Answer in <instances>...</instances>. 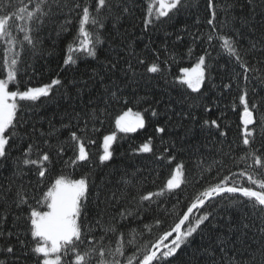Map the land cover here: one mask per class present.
I'll return each mask as SVG.
<instances>
[{
  "label": "snow or ice",
  "instance_id": "1",
  "mask_svg": "<svg viewBox=\"0 0 264 264\" xmlns=\"http://www.w3.org/2000/svg\"><path fill=\"white\" fill-rule=\"evenodd\" d=\"M246 2L250 16H232L229 20L228 13L234 5L230 0H225L221 8L226 18L218 26L217 6L214 0H206L210 12L206 19L209 31L201 36L198 30L194 36V39H203L213 50H218V55L226 56V62L234 63L242 69V73L236 74L237 77L242 75L244 81L238 96L242 106L238 113L241 143L235 147L239 148V155L235 154L232 143H228L225 150L224 142L218 139L227 137V132L218 119L200 120L191 110L175 112L181 122L188 120L193 125L199 122L201 130L206 131L210 138L209 143L220 145L217 149L219 160L214 158L207 169L202 167L205 163L203 160L198 165L201 173L211 172L213 165H216V175L202 190L189 198L183 208L170 214L173 219L167 227V221L158 218L152 228L145 226L151 238H145L144 230H131L126 240L120 230L123 227L120 221L130 216L142 219V209L151 207L154 203L159 206L156 198L164 196L165 192L175 195L177 189H181L182 185L186 186L187 173L184 164H175L170 178L158 191L139 194L138 198L132 196L129 203L134 201V208H124L116 215L109 216L107 220L105 216L108 209L113 207V202L119 203L122 198H127V194L105 193L99 185H95L93 201L94 182L89 180L88 175L78 179L59 176L41 193L40 198L36 199L37 207H33L29 203L25 185L17 183L27 175L25 169L31 170L30 166L35 167L36 186L40 187L49 165L54 163L53 151L56 157L61 159L71 151L72 156L66 163L70 162L72 165L90 162L87 145L95 141L87 138L89 123L93 125L94 131L98 130L95 129V124L103 123L104 111H101L98 104L86 115L74 111L68 124H62L63 128L69 129L68 138L56 145L51 144L52 138L59 131L54 125L50 124L47 132L33 126L31 132L24 133L30 142L23 149L21 158L16 160L12 176L0 184V264H29V261H32V264H125V259L126 264H171V258L183 247L191 245L196 235L203 236L205 229L208 230L209 244L203 249V255L207 257L208 264H264V96L259 95L256 87L252 85L253 78L249 75L260 70L255 65L250 66L245 59L252 56L257 64H264V56L258 58L256 55L264 53V34L256 38L257 29L251 23L258 7L264 16V0ZM138 6H141L144 12L142 25L146 34L150 26H154L161 18L171 19L173 15L191 8L192 5L189 0H0V44L3 45L0 51V165L8 159L10 141L17 138V125L23 127L18 119V112L23 105L34 104L41 98L50 97L55 86L68 87L60 78L52 79L50 83L38 87H22L19 81L20 52L17 47L23 49L26 42L35 50L37 44L42 43L39 32L45 22L62 17V20L56 23L57 36L71 33L74 20L76 21V31L66 45L63 65H75L88 58L99 61L98 46L105 43L102 33L107 24L111 23L117 35L122 36L120 22L132 16ZM195 23H201L199 18ZM229 24L231 27L225 32L224 29ZM237 24L240 27H237ZM245 27L248 34L242 30ZM260 27L264 29V19L261 20ZM177 39L181 37L177 35ZM147 47L148 45H145V48ZM129 51L130 55L135 57L136 54L131 49ZM191 51L189 49V54ZM211 55L210 51L205 50V54L198 57L193 67L183 68L179 84L186 86L193 93H201L209 67L206 57ZM122 60L127 64V69L120 67ZM158 60L157 54L156 61ZM136 61L144 66V74H158L163 71L156 61L148 63L140 57H136ZM100 63L102 67L99 70L94 69L88 80L69 82L77 88L78 96L83 94L89 81H94L97 77L103 81L105 74L122 71L130 79H134L138 74L143 75L130 60H124L119 53H116L115 59ZM255 79L259 85L264 86V71ZM112 84L116 90L105 87L104 95L110 99L118 98L119 87L115 81H112ZM224 88L230 89L231 84H225ZM187 99L188 97H185V100ZM92 103L89 99L85 107ZM204 111L211 112V107L205 105ZM144 112H150L152 117L160 115L158 109L151 105L145 108ZM171 119L168 117L169 121ZM72 121L77 122L76 130H71ZM144 127L145 116L140 111L133 112L129 108L115 117V128L120 133H133ZM167 130V123L155 127V132L159 134H166ZM116 140L115 131L103 136V153L98 156L101 165L113 159L112 145ZM175 147V142H172L170 148ZM137 151L152 153V137L142 143ZM165 153L168 154V163L172 164L176 156L169 148H165ZM157 159L163 161L165 156L160 155ZM233 167L239 170L232 171ZM199 179L203 180L205 176L202 174ZM31 183L29 181V184ZM124 183L128 185L132 181L125 180ZM223 201H227L226 206L235 208L239 213V221L236 223L228 217L226 231H220L219 224V219H223L219 211L220 202ZM90 202H94L97 208L100 204L105 205L104 209L97 212L95 219H89ZM13 205L16 209L25 206L28 209L23 226L20 224L21 215L12 210ZM153 229L156 230L155 233ZM109 235L116 236L114 246L110 240L105 243ZM129 246L134 249L131 256L126 254V247Z\"/></svg>",
  "mask_w": 264,
  "mask_h": 264
},
{
  "label": "trees",
  "instance_id": "2",
  "mask_svg": "<svg viewBox=\"0 0 264 264\" xmlns=\"http://www.w3.org/2000/svg\"><path fill=\"white\" fill-rule=\"evenodd\" d=\"M189 2L192 5L191 8L182 10L181 13L173 15L171 19L161 18L154 26H150L146 34L143 31L144 12L141 6L137 7L132 16L126 17L120 22L119 29L120 33L123 34L122 36L117 35L111 23H108L106 30L102 33L105 43L98 46L99 61L88 58L75 65H63L66 45L72 40L76 31V21L74 20L71 33L57 36L56 23H59L62 17H55L53 20L45 22L39 32V39L42 43H38L35 50L26 42L23 49L17 47V51L20 52L19 81L22 87L42 86L56 78H60L68 87L55 86L50 97L41 98L34 104H24L18 112V119L22 122L23 127L17 125V138L10 141L8 159L0 165V184L5 183L7 178L12 176L16 160L21 158L23 149L30 142L24 136L25 132H31L33 126L47 132L50 124H52L59 130L51 141L52 145H56L68 138L69 129L63 128L62 124H68L70 115L74 111L86 115L90 113L92 107L98 104L101 111H104L103 123H96L95 129L98 130L95 131L93 125L89 123L87 138L95 141V143L87 145L90 162H79L72 165L70 162L66 163L72 156L71 151H68L62 159L57 158L53 151L54 163L49 165L42 186H36V169L31 166V170L25 169L27 175L17 183L25 185L29 203L33 207H37L36 199H39L41 193L46 191L47 187L54 183L59 176L64 175L78 179L83 175H88L89 180L94 182L93 201L95 185H99L105 193L127 194V198H122L119 203L113 202V207L108 209L105 216V220H107L109 216L116 215L124 208H134L135 202L129 203L132 196L138 198L139 194H146L149 191L155 192L162 188L167 179L170 178V173L175 164L182 162L187 173L186 186L182 185L181 189H177L175 195L165 192L164 196L156 198L159 206L157 207V204L154 203L151 207L142 209V219L130 216L120 221L123 225L120 230L124 233L126 240L131 230H144L145 238H151L145 230V226L152 228L158 218L166 220L165 227H167V224H170L173 219L170 214L183 208L189 202V198L202 190L207 182L216 175V165H213L211 172L201 173L200 167H198L201 161H205L202 167L207 169L208 164L212 163L214 158L220 159L217 151L220 145L215 142L209 143L210 138L206 131L201 130L199 122L195 125L188 120L181 122L174 113L191 110L200 120L205 118L218 119V122L227 132L226 138L218 139L224 142L225 150H227L228 143H232L236 155H239L240 150L235 146L241 143L238 113L242 110V106L239 104L238 96L241 94L244 81L242 75L237 77L236 74L242 73V69L234 63L226 62L228 58L218 55V50H213L203 39H194L198 30L201 36L209 31L206 19L210 16V12L206 6V0H189ZM230 3L234 7L228 13L229 20L232 16H250L246 0H230ZM214 4L217 6V25L219 26L221 21L226 18L225 12L221 8L225 4V0H214ZM197 18L201 21L199 25L195 23ZM262 19L264 16L261 15V9L258 7L255 18L251 21L257 29L256 38L264 34V29L260 27ZM236 26L240 27L239 24ZM230 27L231 24L224 31L227 32ZM242 30L248 34L246 27ZM33 35L36 34L33 33ZM177 35L181 39H177ZM20 38L22 39V34ZM145 45L148 47L145 48ZM2 48L3 45L0 44V51ZM129 49L136 54L135 57L130 55ZM189 49L192 50L191 54H189ZM205 50L212 54L211 57H206V62L209 65L206 73L207 78L201 87V93H193L186 86L180 85L178 80L181 77L182 69L193 66L198 57L205 54ZM116 53H119L124 60H130L138 72L143 75L138 74L134 79H130L122 71L115 74H105L103 81L98 77L94 81H89L88 87L83 90V94L78 96L77 88L69 82L88 80L94 69L99 70L102 67L100 62L107 63V59H115ZM157 54L159 56L158 61H156ZM256 55L259 58L264 56V53H257ZM136 57L144 58L148 63L158 62L163 71L158 74H144V66L137 64ZM245 59L250 66L255 65L260 70L249 73V75L253 78L252 85L256 87L259 95L264 96V86L259 85L255 79L261 74V71H264V64H257L252 56H247ZM120 67L127 69V64L122 60ZM112 81L118 85L119 91L117 92L118 98L110 99L104 95V89L109 87L116 90ZM225 84H231V88H224ZM185 97L188 99L185 100ZM89 99L93 103L85 107ZM125 100L127 103H124ZM233 104H235V108H233ZM150 105L158 109L160 112L158 117H152L150 112H144V109ZM190 105L191 108H189ZM205 105L211 107V112L206 113L204 111ZM127 107L134 112L140 111L145 116V127L130 134L118 135L117 140L112 145L113 159L101 165L98 156L103 153V136L107 135L114 127L115 117L127 111L129 109ZM168 117L172 119L169 121ZM76 123V121H72L73 128L71 130H76ZM166 123L168 129L166 134L155 132L157 125L164 126ZM82 126L83 122L81 121ZM78 134L80 133L78 132ZM149 137H152L153 152L142 153L137 151L139 146L146 142ZM33 139H37V137H33ZM172 142H175V149L170 148ZM41 147H43L42 142ZM165 148H169L176 156V160L172 164L167 161L168 154L165 153ZM160 155L165 156L163 161L157 159ZM35 156L34 150L33 157L35 158ZM224 159L227 162V157ZM232 169L239 170L236 167ZM202 174L205 179L200 180ZM125 180H130L132 183L125 185ZM198 180L199 182H197ZM29 181L32 183L29 184ZM220 203V216L223 217V219H219L220 231H226L225 225L228 217L230 216L233 223H236L239 221V213L235 208L226 206L227 201ZM88 208L89 219H95L97 212L104 209L105 205L100 204L97 208L94 202H90ZM12 210L17 215H21L20 224L23 226L24 217L28 211L27 207L16 209L13 205ZM96 231L99 233L98 229ZM155 231L153 229L154 233ZM212 235H215V231ZM109 240L113 242L114 246L116 236L109 235L105 243H108ZM208 244L209 234L208 230L205 229L203 236L196 235L191 245L183 247L175 257L171 258V264H208L207 257L203 255V249ZM133 252L132 247H126L127 256L133 255ZM29 264H32V261H29Z\"/></svg>",
  "mask_w": 264,
  "mask_h": 264
},
{
  "label": "bare ground",
  "instance_id": "3",
  "mask_svg": "<svg viewBox=\"0 0 264 264\" xmlns=\"http://www.w3.org/2000/svg\"><path fill=\"white\" fill-rule=\"evenodd\" d=\"M127 108H129V107H127ZM119 115V114H118ZM117 132V136L118 135H120V134H125V133H120V132H118L117 130H116V128H115V123H114V127L108 132V134H111L112 132ZM107 134V135H108ZM127 134H130V133H127ZM232 171H236L235 169H232Z\"/></svg>",
  "mask_w": 264,
  "mask_h": 264
},
{
  "label": "rangeland",
  "instance_id": "4",
  "mask_svg": "<svg viewBox=\"0 0 264 264\" xmlns=\"http://www.w3.org/2000/svg\"><path fill=\"white\" fill-rule=\"evenodd\" d=\"M194 65H195V64H194ZM194 65H193V66H194ZM193 66H191V67H193ZM181 73H182V71H181ZM182 76H183V73L181 74V77H182ZM124 112H125V111H124ZM133 112H134V111H133ZM122 113H123V112H122ZM122 113H121V114H122ZM137 130H138V129H137Z\"/></svg>",
  "mask_w": 264,
  "mask_h": 264
}]
</instances>
